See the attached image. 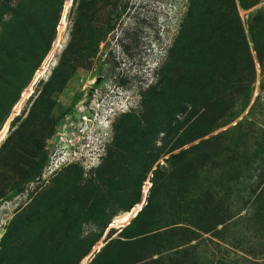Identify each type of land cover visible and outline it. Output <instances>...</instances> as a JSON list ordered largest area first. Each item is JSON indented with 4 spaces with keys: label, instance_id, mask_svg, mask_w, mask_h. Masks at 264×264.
<instances>
[{
    "label": "rangeland",
    "instance_id": "374dc122",
    "mask_svg": "<svg viewBox=\"0 0 264 264\" xmlns=\"http://www.w3.org/2000/svg\"><path fill=\"white\" fill-rule=\"evenodd\" d=\"M233 2L254 78L227 109L182 56L208 37L192 9L217 0L0 4V264H264V63L247 27L264 0ZM96 92L120 109L105 133L81 119Z\"/></svg>",
    "mask_w": 264,
    "mask_h": 264
},
{
    "label": "trees",
    "instance_id": "16d2710c",
    "mask_svg": "<svg viewBox=\"0 0 264 264\" xmlns=\"http://www.w3.org/2000/svg\"><path fill=\"white\" fill-rule=\"evenodd\" d=\"M12 0H0V4L6 5ZM218 5H207L203 8L196 7L198 32L208 33L205 45L199 48H192L183 57L191 58L192 66L199 73L194 71V81L201 84L209 83L212 88V95L216 97V106L219 104L226 107L225 98L233 85L238 86V91L246 92L250 82L254 78V63L251 58L247 39L238 25V20H230L228 12L235 11L233 0H217ZM246 0H240L241 5ZM231 10V11H228ZM14 14L20 15L18 10ZM22 15V14H21ZM247 27L250 39L253 42L256 60L259 64L264 63V5L254 10L247 20ZM198 42L201 40L198 38ZM232 46L233 51H223L224 46ZM240 47V51L238 50ZM192 79V80H193ZM260 88L264 90V75ZM204 93H200L203 96ZM248 96V91L246 92ZM228 108L230 105H227ZM227 109V107H226ZM140 215V214H139ZM137 215V216H139Z\"/></svg>",
    "mask_w": 264,
    "mask_h": 264
},
{
    "label": "built area",
    "instance_id": "2783aa9c",
    "mask_svg": "<svg viewBox=\"0 0 264 264\" xmlns=\"http://www.w3.org/2000/svg\"><path fill=\"white\" fill-rule=\"evenodd\" d=\"M102 95L101 93H97V92L92 93V100L90 101L89 109L87 111L88 114H82L81 119L85 124L87 122H91L89 124L91 126L97 124L100 127L101 133H105L107 127L109 126V118L113 114L118 112V110L120 109L119 107H117V104L114 99L111 98L107 99L105 92L102 93ZM80 133L81 134H79L76 139L78 138L88 139V137H91V135L85 133L84 130H81ZM99 136H101V134H99ZM64 137H68V133L66 131L59 133L56 146H59L60 143L62 144V146L65 145Z\"/></svg>",
    "mask_w": 264,
    "mask_h": 264
},
{
    "label": "bare ground",
    "instance_id": "6f19581e",
    "mask_svg": "<svg viewBox=\"0 0 264 264\" xmlns=\"http://www.w3.org/2000/svg\"><path fill=\"white\" fill-rule=\"evenodd\" d=\"M138 205H136L132 211L130 213L128 212H124L122 216L119 217L118 222H125L128 219H130V217H132V214L135 212V210L137 209Z\"/></svg>",
    "mask_w": 264,
    "mask_h": 264
}]
</instances>
